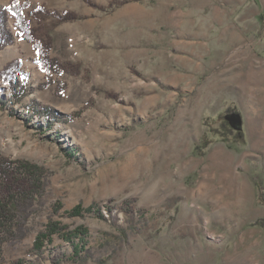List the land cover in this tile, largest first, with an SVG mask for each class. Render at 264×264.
I'll return each instance as SVG.
<instances>
[{"label": "rangeland", "instance_id": "obj_1", "mask_svg": "<svg viewBox=\"0 0 264 264\" xmlns=\"http://www.w3.org/2000/svg\"><path fill=\"white\" fill-rule=\"evenodd\" d=\"M0 7V154L45 171L0 264H264V0ZM13 62L20 100L1 77ZM51 222L85 245L37 251Z\"/></svg>", "mask_w": 264, "mask_h": 264}, {"label": "trees", "instance_id": "obj_2", "mask_svg": "<svg viewBox=\"0 0 264 264\" xmlns=\"http://www.w3.org/2000/svg\"><path fill=\"white\" fill-rule=\"evenodd\" d=\"M10 11L14 12L19 23L23 22V17L20 13V8H12ZM9 11L0 7V51L5 47L13 44L14 37L7 29V21ZM264 21V13L262 15ZM41 61H45L42 59ZM46 66V65H44ZM47 67V66H46ZM50 67V66H49ZM47 67V68H49ZM51 67L54 66L51 64ZM21 64L13 62L8 65L4 71L1 72L3 81L9 84L12 90V98L20 100L21 95L27 92L25 86L19 87L16 82H12V75L20 72ZM51 71V70H50ZM20 88L19 91L17 89ZM37 108L35 112H37ZM40 113V111H39ZM47 118L54 121L63 117L57 115L48 108L42 110ZM74 115H65V119H72ZM45 171L40 166L24 160H12L0 154V247L10 241H17L25 234V222L32 212L34 204L40 199L43 192L42 178ZM22 183L28 185V189L23 187ZM90 212V209L86 210ZM84 210L77 206L69 212L70 216H81ZM66 228L59 226L55 222L47 225L46 231L37 235L35 241V249L40 251L45 241H51L54 235H61L62 239L71 241L79 238L81 244H75L74 247L77 251L78 246L83 247L85 241L82 238L87 232L84 228H78L74 231L65 232ZM74 243V242H73ZM79 252V251H77Z\"/></svg>", "mask_w": 264, "mask_h": 264}]
</instances>
